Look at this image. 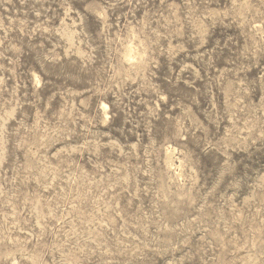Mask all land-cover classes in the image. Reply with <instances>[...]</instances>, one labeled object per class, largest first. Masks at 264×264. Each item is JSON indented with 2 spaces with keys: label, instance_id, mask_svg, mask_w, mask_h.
Masks as SVG:
<instances>
[{
  "label": "rangeland",
  "instance_id": "obj_1",
  "mask_svg": "<svg viewBox=\"0 0 264 264\" xmlns=\"http://www.w3.org/2000/svg\"><path fill=\"white\" fill-rule=\"evenodd\" d=\"M0 264H264V0H0Z\"/></svg>",
  "mask_w": 264,
  "mask_h": 264
}]
</instances>
